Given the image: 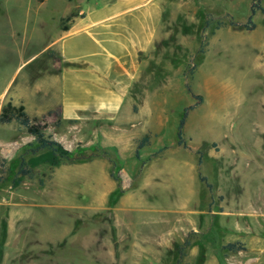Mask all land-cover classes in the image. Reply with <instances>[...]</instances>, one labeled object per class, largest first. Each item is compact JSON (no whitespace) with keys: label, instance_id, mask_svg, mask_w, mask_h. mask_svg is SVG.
<instances>
[{"label":"rangeland","instance_id":"1","mask_svg":"<svg viewBox=\"0 0 264 264\" xmlns=\"http://www.w3.org/2000/svg\"><path fill=\"white\" fill-rule=\"evenodd\" d=\"M69 1L0 0V90L25 82L33 91L47 65L38 52ZM255 1L159 0L138 114L114 145L99 124L94 134L90 122L28 118L74 155L104 157L39 165L12 186L35 146L14 121L0 125V264H264V0L252 30L228 25L243 24ZM189 106L183 148L175 132Z\"/></svg>","mask_w":264,"mask_h":264},{"label":"crops","instance_id":"2","mask_svg":"<svg viewBox=\"0 0 264 264\" xmlns=\"http://www.w3.org/2000/svg\"><path fill=\"white\" fill-rule=\"evenodd\" d=\"M72 4L58 21L73 16L62 29L57 27L51 42L38 52L47 65L40 69L33 91L27 90L25 82L11 93L6 86L0 90V108L9 100L15 107L21 105L29 119L58 110L61 122L84 126L90 122L94 134L99 124L100 135L110 138L138 114L135 86L140 56L151 49L163 7L159 0ZM110 144L114 145L111 138Z\"/></svg>","mask_w":264,"mask_h":264},{"label":"trees","instance_id":"3","mask_svg":"<svg viewBox=\"0 0 264 264\" xmlns=\"http://www.w3.org/2000/svg\"><path fill=\"white\" fill-rule=\"evenodd\" d=\"M41 1V0H38ZM256 12H259L263 14L262 10L259 6V1L256 0L252 6L249 9V15L246 19V21L243 24H237L232 21L228 22L229 26H239L240 28L250 31L254 28V23L252 22V17ZM73 14H69L63 19H60L59 24H61L60 29H62V23L64 21H68L70 17H72ZM209 21L204 22V27L208 26ZM224 26V23L217 22L214 25L215 29L222 28ZM198 52H202V48H199ZM193 106H189L185 108L182 112V116L180 120L178 121V125L176 126V145L185 147L184 142L182 140L181 135V128L184 123V118L186 116V112L188 110H191ZM45 115H54L55 117L59 116L58 110L53 111H47ZM11 121H14L17 125L18 129H23L27 134H29L32 137V141L34 144V149H32V155L27 159L26 162H21V167L16 172L15 177L12 181V186L18 185L22 178L24 176H30V170L39 166V165H48L51 167L58 166L59 164L63 162H76L79 160H89L91 158L95 157H104L106 156V153H100L98 149H94V151L89 154L88 156H79L74 155L72 151L64 149L58 142H56L53 139H50L49 137L45 138L44 135L41 132V126L35 123V120H29L27 116L25 115L23 111V107L21 105L15 107L13 106L10 101H6L0 108V124H7ZM150 139V134L147 132L143 134L135 143V147L133 150V156L135 159H138V150L148 145ZM31 146V144L29 145ZM164 148L158 149L155 151L151 157L156 156L159 154ZM111 161V160H109ZM199 180L201 182H204V178L199 177ZM205 186L209 189L210 186L208 184H205ZM184 246L188 245V241H184ZM223 250H226L228 252H239L243 250L242 245L239 243H227L223 247Z\"/></svg>","mask_w":264,"mask_h":264}]
</instances>
